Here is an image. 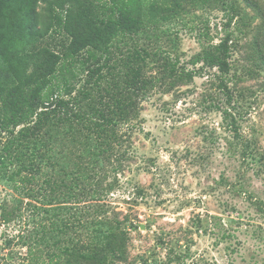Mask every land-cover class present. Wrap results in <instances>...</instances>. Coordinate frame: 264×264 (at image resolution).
<instances>
[{
  "label": "rangeland",
  "instance_id": "1",
  "mask_svg": "<svg viewBox=\"0 0 264 264\" xmlns=\"http://www.w3.org/2000/svg\"><path fill=\"white\" fill-rule=\"evenodd\" d=\"M230 1L239 12L229 25L227 5L184 2L177 17L139 34L142 45L194 75L171 86L164 60L147 58L155 85L140 99L134 130L123 127L122 169L107 167V183H118L104 201L127 218L128 258L118 264H264V0ZM227 32L231 106L218 69L193 62ZM65 39L54 34L43 44L60 50ZM227 107L239 138L224 120ZM5 139L0 134V146ZM45 203L0 181V264H48L59 251L47 233Z\"/></svg>",
  "mask_w": 264,
  "mask_h": 264
},
{
  "label": "trees",
  "instance_id": "2",
  "mask_svg": "<svg viewBox=\"0 0 264 264\" xmlns=\"http://www.w3.org/2000/svg\"><path fill=\"white\" fill-rule=\"evenodd\" d=\"M212 1L234 12L229 25L239 12L230 0H0V134L6 137L0 181L21 196L47 200V233L59 249L48 264L127 260V218L104 201L118 183H107V167L122 169L128 158L123 127L134 130L140 99L155 85L147 58L164 60L171 86L194 75L142 45L139 34L177 17L184 2ZM54 34L66 36L60 50L43 44ZM232 36L209 42L193 60L218 69L230 106L233 93L224 76L231 69ZM72 79L80 80L78 89ZM222 113L239 138L230 107ZM244 148L245 156L249 145Z\"/></svg>",
  "mask_w": 264,
  "mask_h": 264
}]
</instances>
